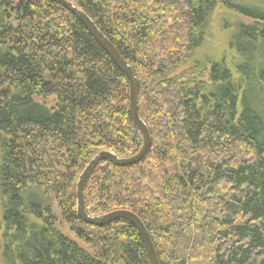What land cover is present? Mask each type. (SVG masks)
Wrapping results in <instances>:
<instances>
[{"label": "trees", "instance_id": "16d2710c", "mask_svg": "<svg viewBox=\"0 0 264 264\" xmlns=\"http://www.w3.org/2000/svg\"><path fill=\"white\" fill-rule=\"evenodd\" d=\"M69 1L133 67L152 135L140 162H100L86 212H135L161 264H264V3ZM217 9L232 65L192 60ZM143 141L127 75L72 11L0 0V264H152L132 222L77 210L90 161Z\"/></svg>", "mask_w": 264, "mask_h": 264}, {"label": "water", "instance_id": "95a60500", "mask_svg": "<svg viewBox=\"0 0 264 264\" xmlns=\"http://www.w3.org/2000/svg\"><path fill=\"white\" fill-rule=\"evenodd\" d=\"M55 1L61 4L62 6L66 7L70 11H72L84 23V25L91 32V34L98 41V43L109 54V56L114 60V62L118 65V67L127 75L130 83L131 115L135 124L142 132L144 139L140 151L134 156L122 158L111 151L105 150V151H101L90 161V163L85 168L82 175L80 176V179L77 184L78 214L87 223L97 226H104L118 219L129 220L136 226L139 233L141 234L144 243L147 247L152 264H161L153 239L148 229L146 228L144 222L135 212L126 209H120L96 217L91 216L86 212L85 186L88 179L90 178L96 167L100 164V162L107 159L118 166H129L140 162L146 157V155L148 154L151 148L152 135L148 125L142 119L139 113V104H138L139 81L133 67L124 59V57L118 51L116 46L110 41V39H108V37H106L103 34V32L99 29L96 23L86 12H84L82 9H80L78 6H76L74 3H72L69 0H55Z\"/></svg>", "mask_w": 264, "mask_h": 264}, {"label": "rangeland", "instance_id": "374dc122", "mask_svg": "<svg viewBox=\"0 0 264 264\" xmlns=\"http://www.w3.org/2000/svg\"><path fill=\"white\" fill-rule=\"evenodd\" d=\"M240 3H264V0H235ZM218 10V9H217ZM215 10L211 17V23L209 25V29L207 31L208 41L205 42L202 46V49L197 51V53L192 57V60L200 59L206 56H216L218 57L223 54L224 51V41L227 37V30L221 25V19H234L235 16L233 14H226L225 11ZM228 64L232 65L234 63V56L232 55V51H226ZM224 53V54H225ZM191 61V60H190ZM70 236L74 237L73 234L69 233V231L65 230Z\"/></svg>", "mask_w": 264, "mask_h": 264}]
</instances>
